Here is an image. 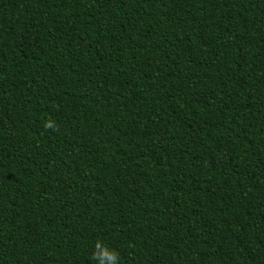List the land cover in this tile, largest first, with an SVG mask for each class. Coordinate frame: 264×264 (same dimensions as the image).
<instances>
[{
	"label": "trees",
	"instance_id": "1",
	"mask_svg": "<svg viewBox=\"0 0 264 264\" xmlns=\"http://www.w3.org/2000/svg\"><path fill=\"white\" fill-rule=\"evenodd\" d=\"M98 243L264 264V0H0V264Z\"/></svg>",
	"mask_w": 264,
	"mask_h": 264
},
{
	"label": "clouds",
	"instance_id": "2",
	"mask_svg": "<svg viewBox=\"0 0 264 264\" xmlns=\"http://www.w3.org/2000/svg\"><path fill=\"white\" fill-rule=\"evenodd\" d=\"M98 252L94 253V257L96 259V264H104V261L97 259V257H104L115 264L116 256L114 253H109L105 247H101L100 244H97Z\"/></svg>",
	"mask_w": 264,
	"mask_h": 264
}]
</instances>
